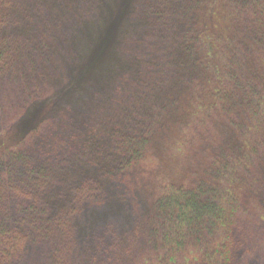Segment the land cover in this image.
Listing matches in <instances>:
<instances>
[{"label": "rangeland", "instance_id": "rangeland-1", "mask_svg": "<svg viewBox=\"0 0 264 264\" xmlns=\"http://www.w3.org/2000/svg\"><path fill=\"white\" fill-rule=\"evenodd\" d=\"M162 2L17 0L1 13L13 52L0 222L27 236L11 264H264V124L245 102L249 84L264 92V24L238 0ZM87 180L102 193L77 202ZM199 182L230 195L228 262L213 248L224 229L177 246L157 219L166 187Z\"/></svg>", "mask_w": 264, "mask_h": 264}, {"label": "trees", "instance_id": "trees-1", "mask_svg": "<svg viewBox=\"0 0 264 264\" xmlns=\"http://www.w3.org/2000/svg\"><path fill=\"white\" fill-rule=\"evenodd\" d=\"M16 1L17 0H0V15H6L9 8L12 7ZM162 1L160 7L167 5L171 8L170 10L182 6V4H180L181 0L179 3H176L175 0ZM238 1L242 6L246 7L247 10H254L257 14L256 19H258L256 22L260 25L264 24V0ZM155 12L159 17H164V12H166V10L157 8ZM233 15H235V13H233ZM237 16L240 17V15ZM204 36V30L201 28L198 29L196 33L194 32V39L197 41H199L200 38L202 40ZM6 41L8 40L6 39ZM12 52L13 50L9 44L5 42L4 45L0 42V77L4 70L8 69L10 66ZM213 80L215 83L217 81V87L215 88V90L217 88L219 89L217 90V94L222 93V90L219 88V80L217 78ZM247 88L245 102L248 113L257 117V119L264 124V117L261 119L259 115V112H261L264 116V92L258 91L251 87L250 84ZM213 95L215 96V94ZM223 97L225 96L223 95ZM261 130L263 131L261 134H264V125L261 127ZM130 152L129 156L122 163L126 162L127 165L134 160L133 156H135V149H131ZM101 193V188L98 185L87 180L77 192L76 200L80 202L83 198L91 199L94 197V199H96L100 197ZM225 196H230L226 188L220 189L217 184L199 182L192 188H184L180 185H169L157 200V219L160 220L161 224L166 225L167 237L171 238L172 244L175 245L177 242V246L180 245L178 237L184 236L182 232L191 234L192 236L194 235V241H197L200 234H205V232L214 234L217 229L218 231L219 229H224V236L216 239L217 243H214L216 247L214 246L213 248L214 252H217L219 257H221V261L224 260L228 262L239 249V246L233 241L231 227L232 211L229 205V203L232 204V201H226ZM213 228H215V230H212ZM111 236L112 234L108 230H103L98 234L96 241L102 254L107 255L109 253L108 239ZM26 240L27 236L24 232L17 229H10L0 222V264H11V261L18 258L22 253ZM204 251L206 250L204 249L203 252ZM200 253L202 252L200 251Z\"/></svg>", "mask_w": 264, "mask_h": 264}]
</instances>
